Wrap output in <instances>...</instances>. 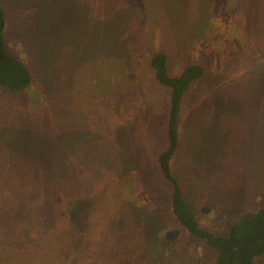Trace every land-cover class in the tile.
I'll return each instance as SVG.
<instances>
[{"label":"rangeland","instance_id":"1","mask_svg":"<svg viewBox=\"0 0 264 264\" xmlns=\"http://www.w3.org/2000/svg\"><path fill=\"white\" fill-rule=\"evenodd\" d=\"M0 3L33 78L0 88V264H215L171 213L157 165L169 94L148 62L204 69L170 164L199 224L222 234L264 205V0Z\"/></svg>","mask_w":264,"mask_h":264},{"label":"trees","instance_id":"2","mask_svg":"<svg viewBox=\"0 0 264 264\" xmlns=\"http://www.w3.org/2000/svg\"><path fill=\"white\" fill-rule=\"evenodd\" d=\"M5 28L6 16L0 3V88L11 93H19L26 91L32 85L33 78L28 66L8 52L4 36ZM110 44L113 45L107 41L104 48ZM110 57L112 59L114 57L113 46ZM148 66L153 72L156 83L165 88L169 94L166 122L167 145L159 153L157 165L163 179L171 188L170 209L174 219L192 237L215 252V264H253L255 258L264 255V205L255 211L239 215L222 234L210 233L194 217L181 186L171 170L170 162L180 146L179 116L182 101L190 86L203 78L204 69L197 63H187L179 74L171 75L167 56L162 52L152 53ZM37 219L45 220V214H37Z\"/></svg>","mask_w":264,"mask_h":264},{"label":"water","instance_id":"3","mask_svg":"<svg viewBox=\"0 0 264 264\" xmlns=\"http://www.w3.org/2000/svg\"><path fill=\"white\" fill-rule=\"evenodd\" d=\"M170 237H171V234H168V235H167V239H170Z\"/></svg>","mask_w":264,"mask_h":264}]
</instances>
